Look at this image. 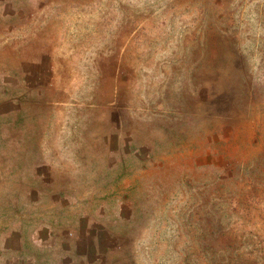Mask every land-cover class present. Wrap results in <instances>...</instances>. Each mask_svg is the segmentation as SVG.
<instances>
[{
    "label": "rangeland",
    "instance_id": "374dc122",
    "mask_svg": "<svg viewBox=\"0 0 264 264\" xmlns=\"http://www.w3.org/2000/svg\"><path fill=\"white\" fill-rule=\"evenodd\" d=\"M0 1V240L264 264V0Z\"/></svg>",
    "mask_w": 264,
    "mask_h": 264
},
{
    "label": "crops",
    "instance_id": "0c3cea01",
    "mask_svg": "<svg viewBox=\"0 0 264 264\" xmlns=\"http://www.w3.org/2000/svg\"><path fill=\"white\" fill-rule=\"evenodd\" d=\"M5 7V2L0 1V10L3 11ZM89 233L90 230L85 231V235ZM93 235H96L95 231H93ZM50 241L49 238L42 243L40 239L39 241H32L30 235L19 230H12L1 237L0 250L2 256H0V264H108L107 260L105 261L101 257L100 252L94 253L96 250L100 251L101 243L96 245V241H93L91 242L93 245L88 247L81 233H76L75 240H69V254L63 259H55L50 255L44 258L39 256L40 251L42 254L49 250L46 248H49ZM32 249L35 252L32 253ZM81 249L83 251H80ZM92 250L93 254H91Z\"/></svg>",
    "mask_w": 264,
    "mask_h": 264
}]
</instances>
